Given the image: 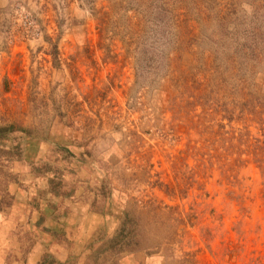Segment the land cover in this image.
Instances as JSON below:
<instances>
[{
    "label": "rangeland",
    "instance_id": "rangeland-1",
    "mask_svg": "<svg viewBox=\"0 0 264 264\" xmlns=\"http://www.w3.org/2000/svg\"><path fill=\"white\" fill-rule=\"evenodd\" d=\"M1 126L0 264H264V0H0Z\"/></svg>",
    "mask_w": 264,
    "mask_h": 264
},
{
    "label": "trees",
    "instance_id": "trees-1",
    "mask_svg": "<svg viewBox=\"0 0 264 264\" xmlns=\"http://www.w3.org/2000/svg\"><path fill=\"white\" fill-rule=\"evenodd\" d=\"M21 130H23V129H21ZM6 131H7V127H5V126H1L0 127V140L1 141H5V139H7L6 136H5L6 135ZM1 141H0V144H1ZM20 147H21L20 144H16V146H15V148L17 150V153L21 156L22 152H21V148ZM19 158L21 160L22 156L19 157ZM126 229H127V223L125 222V223L122 224L121 231L119 232V234H124L125 232H127L125 235L129 234L128 236L131 237V240H130L131 242L129 241V242H127V244L133 243V241H134V236L132 235L133 231H131V230L126 231ZM125 237H127V236H125ZM115 239H117V238H115Z\"/></svg>",
    "mask_w": 264,
    "mask_h": 264
},
{
    "label": "crops",
    "instance_id": "crops-1",
    "mask_svg": "<svg viewBox=\"0 0 264 264\" xmlns=\"http://www.w3.org/2000/svg\"><path fill=\"white\" fill-rule=\"evenodd\" d=\"M1 254H2V249H1V247H0V257H2Z\"/></svg>",
    "mask_w": 264,
    "mask_h": 264
}]
</instances>
